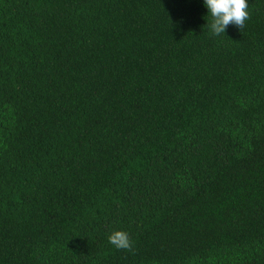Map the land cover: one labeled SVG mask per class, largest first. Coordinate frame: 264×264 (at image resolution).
<instances>
[{
	"label": "trees",
	"instance_id": "16d2710c",
	"mask_svg": "<svg viewBox=\"0 0 264 264\" xmlns=\"http://www.w3.org/2000/svg\"><path fill=\"white\" fill-rule=\"evenodd\" d=\"M248 4L217 37L204 0H0V264H264Z\"/></svg>",
	"mask_w": 264,
	"mask_h": 264
},
{
	"label": "clouds",
	"instance_id": "9594fccd",
	"mask_svg": "<svg viewBox=\"0 0 264 264\" xmlns=\"http://www.w3.org/2000/svg\"><path fill=\"white\" fill-rule=\"evenodd\" d=\"M204 2L211 16V24L207 26L214 36L225 34L229 25L243 30L246 21L250 19L248 0H204ZM108 239L109 243L118 250L133 251V243L127 232L115 231Z\"/></svg>",
	"mask_w": 264,
	"mask_h": 264
}]
</instances>
